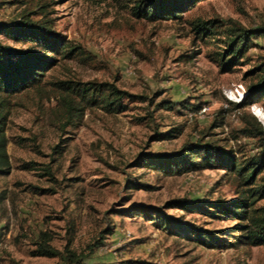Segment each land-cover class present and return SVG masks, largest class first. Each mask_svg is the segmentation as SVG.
Masks as SVG:
<instances>
[{
    "label": "rangeland",
    "instance_id": "rangeland-1",
    "mask_svg": "<svg viewBox=\"0 0 264 264\" xmlns=\"http://www.w3.org/2000/svg\"><path fill=\"white\" fill-rule=\"evenodd\" d=\"M137 1L0 0V25L25 16L45 21L64 43L79 48L59 56L39 88L12 98L6 134L13 170L0 176V264H74L67 248L85 256L80 264H264V246L211 249L177 232L185 224L215 233L235 227L234 221L169 205L231 202L238 197L232 176L218 169L167 176L139 164L144 154L178 152L204 133L242 158L258 155L255 140L234 136L244 126V112L264 127L255 111H264V101L236 111L224 90L242 84L247 92L257 82L251 70L264 58V38L224 73L213 58L225 49V36L201 39L192 23L257 29L264 26V0H206L180 20L155 23L132 15ZM0 42L37 50L4 35ZM69 80L114 83L149 100L128 104L122 114L89 109L73 126L54 85ZM163 100L175 108H158ZM216 120L223 125L211 128ZM176 127H183L182 136L156 141ZM257 206L264 207V199ZM136 208L159 210L172 229ZM45 233L62 257L34 256ZM226 233L221 237L234 243Z\"/></svg>",
    "mask_w": 264,
    "mask_h": 264
},
{
    "label": "trees",
    "instance_id": "trees-1",
    "mask_svg": "<svg viewBox=\"0 0 264 264\" xmlns=\"http://www.w3.org/2000/svg\"><path fill=\"white\" fill-rule=\"evenodd\" d=\"M206 0H138L132 7V15L148 22L180 20L183 16ZM23 21L12 25H0V35L9 39L35 46L33 49H17L0 42V176H9L13 170L8 153L9 138L6 134L7 124L13 108L12 98L29 90L39 88L44 82L46 73L57 66L59 56L70 57L79 51L78 47L64 43V38L56 34L45 21H33L27 16ZM197 35L210 39L218 35L225 36V49L217 53L214 61L224 73H229L239 66L246 54L255 46V40L264 38V26L257 29H246L239 25H229L222 21H196L192 23ZM81 53V52H79ZM76 55V54H75ZM258 79L250 85L241 103H231L233 109L242 111L264 101V58L251 70ZM58 92V101L65 110L68 124L78 126L85 117L86 111L99 108L106 114H122L129 109L128 104L147 102V96L130 94L119 89L114 83L60 81L54 84ZM158 108L173 110L176 103L163 100ZM194 107L193 110H198ZM243 128L234 136H241L257 142L258 155L251 158L238 156L233 149H228L218 141L207 138L204 133L194 143H189L174 153L144 154L140 157V166L161 172L167 176L184 175L203 169L223 170L233 177L238 197L231 202L217 200L202 204L189 203L185 200L170 202L172 208L182 209L189 213L202 214L213 219L236 222L230 231H205L196 226L185 224L177 229L180 235H193L201 245L211 249H228L240 245L264 246V207H258L264 199V127L257 118L249 113H241ZM223 121L216 120L211 128H218ZM183 127H176L166 134L157 135L156 141L179 138ZM47 174H51L47 171ZM136 186H142L141 184ZM136 212L156 220L158 226H168L170 221L159 210L136 208ZM231 236L235 242H228L221 236ZM233 234V235H232ZM235 234V235H234ZM52 238L46 233L39 244L35 257L59 258L62 253L50 246ZM90 247L93 253L95 248ZM66 253L71 263L80 264L85 257L77 255L67 248Z\"/></svg>",
    "mask_w": 264,
    "mask_h": 264
},
{
    "label": "built area",
    "instance_id": "built-area-1",
    "mask_svg": "<svg viewBox=\"0 0 264 264\" xmlns=\"http://www.w3.org/2000/svg\"><path fill=\"white\" fill-rule=\"evenodd\" d=\"M224 94L229 101L234 102V103H241L244 100L247 92H246L244 85L240 84V85H234L232 88L224 90ZM252 108L254 110L253 106ZM206 112H207L206 108H204L201 111L202 114H205Z\"/></svg>",
    "mask_w": 264,
    "mask_h": 264
},
{
    "label": "bare ground",
    "instance_id": "bare-ground-1",
    "mask_svg": "<svg viewBox=\"0 0 264 264\" xmlns=\"http://www.w3.org/2000/svg\"><path fill=\"white\" fill-rule=\"evenodd\" d=\"M257 117L264 123V111H262L261 109H257L255 110Z\"/></svg>",
    "mask_w": 264,
    "mask_h": 264
},
{
    "label": "water",
    "instance_id": "water-1",
    "mask_svg": "<svg viewBox=\"0 0 264 264\" xmlns=\"http://www.w3.org/2000/svg\"><path fill=\"white\" fill-rule=\"evenodd\" d=\"M257 116V115H256Z\"/></svg>",
    "mask_w": 264,
    "mask_h": 264
}]
</instances>
